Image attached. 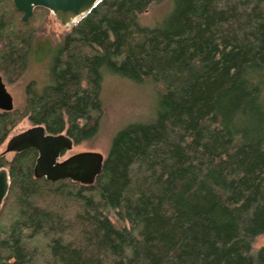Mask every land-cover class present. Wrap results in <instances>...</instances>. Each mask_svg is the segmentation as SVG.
<instances>
[{
	"label": "trees",
	"instance_id": "trees-1",
	"mask_svg": "<svg viewBox=\"0 0 264 264\" xmlns=\"http://www.w3.org/2000/svg\"><path fill=\"white\" fill-rule=\"evenodd\" d=\"M163 1L102 0L66 31L50 84L0 111V151L25 118L78 145L99 132L105 73L161 92L156 119L114 137L93 186L36 179V150L0 159V264H264V0H170L141 25ZM38 11L50 13L23 22L0 0L5 84L27 70Z\"/></svg>",
	"mask_w": 264,
	"mask_h": 264
},
{
	"label": "rangeland",
	"instance_id": "rangeland-1",
	"mask_svg": "<svg viewBox=\"0 0 264 264\" xmlns=\"http://www.w3.org/2000/svg\"><path fill=\"white\" fill-rule=\"evenodd\" d=\"M171 1L165 0L152 5L145 13L139 16V23L143 26L155 27L171 10ZM19 16V15H18ZM18 19V17H15ZM29 27L35 30V40L32 53L29 57L27 70L17 81H6V88L13 97L14 108L22 109L26 101V88L30 84L41 92L50 84V72L53 60L57 54L67 29L61 27L51 13L36 12L30 20ZM3 45L0 44V50ZM2 76V74H0ZM161 92L152 83L138 84L121 77L115 73H105L102 85L101 101L103 115L99 132L91 140L75 145L72 151L66 153L61 161L81 152H98L108 156L114 137L132 124L150 123L156 119L159 111ZM32 127L25 118L11 132L5 144L1 147L4 151L7 141ZM14 154L6 156L11 161ZM264 246V236L256 240L255 248Z\"/></svg>",
	"mask_w": 264,
	"mask_h": 264
},
{
	"label": "water",
	"instance_id": "water-1",
	"mask_svg": "<svg viewBox=\"0 0 264 264\" xmlns=\"http://www.w3.org/2000/svg\"><path fill=\"white\" fill-rule=\"evenodd\" d=\"M102 0H13L15 8L23 13L22 21H28L34 10H48L61 27L69 30L88 15ZM13 97L0 75V111L11 112ZM75 143L65 133L49 134L44 126H32L26 131L11 137L0 153V159L10 154L36 150L38 157L34 166V177L50 182L69 180L82 186H93L103 171L105 157L98 152H81L63 161ZM10 176L6 168H0V213L10 190Z\"/></svg>",
	"mask_w": 264,
	"mask_h": 264
}]
</instances>
